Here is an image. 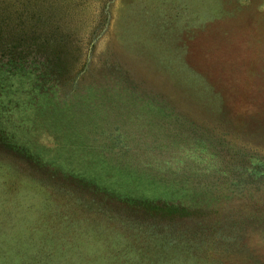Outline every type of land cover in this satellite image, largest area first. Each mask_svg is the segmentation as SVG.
<instances>
[{
    "label": "rangeland",
    "instance_id": "374dc122",
    "mask_svg": "<svg viewBox=\"0 0 264 264\" xmlns=\"http://www.w3.org/2000/svg\"><path fill=\"white\" fill-rule=\"evenodd\" d=\"M0 264H264V0H0Z\"/></svg>",
    "mask_w": 264,
    "mask_h": 264
}]
</instances>
